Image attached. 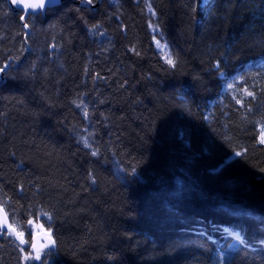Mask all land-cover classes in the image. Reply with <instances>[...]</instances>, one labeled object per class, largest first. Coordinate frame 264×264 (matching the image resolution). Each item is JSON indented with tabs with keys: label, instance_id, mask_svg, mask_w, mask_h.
I'll return each instance as SVG.
<instances>
[{
	"label": "trees",
	"instance_id": "trees-1",
	"mask_svg": "<svg viewBox=\"0 0 264 264\" xmlns=\"http://www.w3.org/2000/svg\"><path fill=\"white\" fill-rule=\"evenodd\" d=\"M77 1L28 17L26 36L0 0L9 221L51 214L48 264H264V0H212L203 15L194 0ZM245 88L256 99L237 104ZM18 244L0 238V264H26Z\"/></svg>",
	"mask_w": 264,
	"mask_h": 264
},
{
	"label": "snow or ice",
	"instance_id": "snow-or-ice-1",
	"mask_svg": "<svg viewBox=\"0 0 264 264\" xmlns=\"http://www.w3.org/2000/svg\"><path fill=\"white\" fill-rule=\"evenodd\" d=\"M82 2H85V0H82ZM12 3L17 5V7L25 13V15L21 16L20 19L22 21L26 20L28 17H35L37 15L43 14L50 6H56L58 4V0H12ZM86 3L91 5L93 3V0H86ZM194 3L196 4V7L192 8V12L196 13L197 10L200 11L201 15L203 13L210 11L212 8V0H194ZM149 12L152 13V15H155L154 12H152L151 5H149ZM195 19V17H193ZM24 28H29V24L25 22L23 24ZM93 27H98V25H94ZM150 27L153 28V31H159L158 27L155 25H150ZM103 35V33H101ZM52 47H55L53 45ZM156 47L159 50V53L165 63L169 66V68H175L177 66V60L174 59L173 54L168 48V45L161 44L159 40H156ZM139 55V53H137ZM7 67V64H5L4 68H0V73L4 72V69ZM261 70L264 71V64L261 66ZM217 71L220 72L221 76L224 75V73L220 70V65H216ZM244 79L243 76H240L238 79L234 78L232 83L228 84V89H234L236 85ZM261 91H264V88L260 89ZM244 96H242L239 99H236L235 95L233 96L234 99H236L237 104H242V101L245 97H252V99H256V93L253 91H249L247 88L243 90ZM77 107H83L82 104H77ZM248 112H252V108L249 107L247 109ZM83 113L85 118L88 116V110L86 107H83ZM180 138L183 137V133L180 132L177 134ZM83 143L85 147H90L88 143L87 137L82 138ZM259 142L261 144H264V124L261 125L260 128V138ZM91 155L96 157L99 155V150H93L91 152ZM236 156H242L243 153L236 152ZM260 171L264 173V168H261ZM135 173V168L132 169V173ZM95 181L93 180V183ZM6 201L3 203H0V238L4 236H14L15 240L19 241V244L17 247L19 248L20 252L24 254V261L26 264H29V262L38 261L40 264H48L49 258L52 257L55 253V250L57 248L56 240L53 238L52 234V227H51V220L52 216L50 213L45 212L43 209H41L40 213L35 216V221L31 218L33 213H29L30 218L28 219V225L31 226L29 228H26L23 231H18L16 225V221L12 220L9 221L8 212L5 211V205ZM41 217H45V223H48L49 226L47 229L44 228L43 224L37 223ZM7 229V232L4 231V229ZM35 228L37 231L35 232V235H33L32 229ZM25 231L28 232L29 237L31 239L25 238ZM224 231L227 233L228 236L232 237L235 242H237L240 245H247V241L242 236L241 232L239 231H229L228 229H224ZM15 243V241H12ZM262 244H264V241H261ZM23 245H28L30 250H26ZM220 264H224V257L220 258Z\"/></svg>",
	"mask_w": 264,
	"mask_h": 264
},
{
	"label": "water",
	"instance_id": "water-1",
	"mask_svg": "<svg viewBox=\"0 0 264 264\" xmlns=\"http://www.w3.org/2000/svg\"><path fill=\"white\" fill-rule=\"evenodd\" d=\"M66 1H68V0H58V4H57L56 6L62 4L63 2H66ZM6 2H7V4H8V6H9L10 9H12V10H14V11H19V12H21V13H22L21 16L25 15V13H24L23 11H21V10L17 7V5H15V4L12 3V0H6ZM99 2H100V0H98V3H99ZM98 3H96V4H94V5H93V4L89 5V4L86 3V0H85V2H82V0H78V1L76 2V4H79V5H81V6L85 7V8H89V9H92V10H94V9L96 8V6L98 5ZM56 6H50L49 8H53V7H56ZM49 8H48V9H49ZM26 19H27V18H26ZM25 21H26V20L22 21V20L20 19V22H21V24H22V27H23V24L25 23ZM23 29L25 30V32H26V36H27V35L29 34V28L26 29V28L23 27ZM26 36H25V37H26ZM26 52H28V49H26ZM6 64H7V67L4 69V72L0 73V85L4 83V81H5V79H4V74L6 73V71H7L8 68H9V63H6ZM4 66H5V64L2 66V68H4ZM4 231L7 232V229L5 228ZM34 235H35V234H34Z\"/></svg>",
	"mask_w": 264,
	"mask_h": 264
},
{
	"label": "rangeland",
	"instance_id": "rangeland-1",
	"mask_svg": "<svg viewBox=\"0 0 264 264\" xmlns=\"http://www.w3.org/2000/svg\"><path fill=\"white\" fill-rule=\"evenodd\" d=\"M155 45H156V42H155ZM228 88V84H224V87H223V89L222 90H225V89H227ZM259 138H260V136H259ZM260 143V142H259ZM261 144V143H260ZM262 145H264V144H262Z\"/></svg>",
	"mask_w": 264,
	"mask_h": 264
},
{
	"label": "flooded vegetation",
	"instance_id": "flooded-vegetation-1",
	"mask_svg": "<svg viewBox=\"0 0 264 264\" xmlns=\"http://www.w3.org/2000/svg\"><path fill=\"white\" fill-rule=\"evenodd\" d=\"M101 1V0H100ZM97 2H98V0H97Z\"/></svg>",
	"mask_w": 264,
	"mask_h": 264
}]
</instances>
